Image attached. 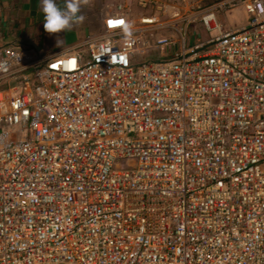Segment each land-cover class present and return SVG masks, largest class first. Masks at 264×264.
<instances>
[{"label":"built area","instance_id":"built-area-1","mask_svg":"<svg viewBox=\"0 0 264 264\" xmlns=\"http://www.w3.org/2000/svg\"><path fill=\"white\" fill-rule=\"evenodd\" d=\"M242 4L158 62L135 56L173 41L121 5L68 50L0 46V264H264V0Z\"/></svg>","mask_w":264,"mask_h":264},{"label":"rangeland","instance_id":"rangeland-1","mask_svg":"<svg viewBox=\"0 0 264 264\" xmlns=\"http://www.w3.org/2000/svg\"><path fill=\"white\" fill-rule=\"evenodd\" d=\"M138 1L140 0H106L107 7H105L106 12L104 18L115 9L113 7L121 5L124 10L123 12H125L126 16L129 18V26L134 32L135 30L138 31L137 35L141 37V42L151 45L155 41V38H157L155 37L157 33L168 40L176 42L177 46H175V48L164 49L168 53L167 56L172 55L174 52H178L183 41L187 40L186 47H190L194 38L207 36L201 21L202 16L205 15V11H210V9H214L212 12L216 11L217 22L220 29L224 31L238 30L244 25L246 19L244 6L242 4L245 0H163L164 2L159 3V5H156L157 0H144L143 2L146 4L144 8L138 4ZM162 4H166L165 9ZM157 7L160 9H157ZM87 11L88 13L90 12L89 10ZM88 16L91 17L93 15L89 14ZM144 19L152 20L153 23L143 24L141 20ZM88 24L90 26L89 21H85L84 19L79 23L81 27H86ZM93 30H95V32H92L91 36L94 34H103L102 24L97 27L93 26ZM175 30L180 34H183L186 30L188 34L186 37L178 36L177 33L174 32ZM79 32L83 35L82 31ZM87 36H90V34L85 33L84 36L81 37V41H78L76 44L86 41ZM205 40L207 39L197 42ZM18 47L25 46L23 44H18ZM72 47L73 46H71V48ZM52 50H50L49 53L55 51V49ZM40 53L43 55L42 51H40ZM46 54H44V56ZM160 59L159 50L146 52L142 57L138 55L135 56V60L138 64L158 62Z\"/></svg>","mask_w":264,"mask_h":264},{"label":"crops","instance_id":"crops-1","mask_svg":"<svg viewBox=\"0 0 264 264\" xmlns=\"http://www.w3.org/2000/svg\"><path fill=\"white\" fill-rule=\"evenodd\" d=\"M57 3L60 7H64V0H57ZM105 7H107L106 0H96L92 3L82 2L84 20L89 21L90 26L88 24L86 27H81V24H78L79 26L76 25L63 33L49 34L43 26L44 14L41 11V0H0V46L9 41V43L19 44L23 42L28 46L44 50L48 54L68 50L78 41H81L80 39L85 33H89L91 36V33L95 32L93 26L97 27L102 24L103 28V18L106 12ZM87 10L90 12L88 13ZM89 14L93 16L89 17ZM203 29L208 37L199 36L193 39V43L208 39L213 34V32L206 30L204 26ZM79 31H82L83 35ZM90 36H87V38ZM172 44L177 46L176 42ZM169 48L173 49L172 45L166 49ZM52 49H55V51L49 53ZM165 50H159L160 57L165 54L168 55Z\"/></svg>","mask_w":264,"mask_h":264},{"label":"clouds","instance_id":"clouds-1","mask_svg":"<svg viewBox=\"0 0 264 264\" xmlns=\"http://www.w3.org/2000/svg\"><path fill=\"white\" fill-rule=\"evenodd\" d=\"M41 11L44 14V24H43L44 29L49 34L63 33L66 30L78 25L84 19L83 14H82V0H64L63 8L59 6V4L57 3V0H41ZM212 11L213 10L206 11V12H212ZM213 13L216 16V11H214ZM201 21H202V18H201ZM216 23L217 25H219L217 22V18H216ZM175 32L178 34V36H182V37L187 36L186 30H185V35L184 33L180 34L177 30H175ZM210 32H213V34L210 35L209 38L215 35V31H210ZM194 43L191 44V46L194 45ZM186 44H187V40L185 41V46ZM34 50L42 51L43 52V55L41 54L42 56L46 54L44 50L37 49L35 47H34ZM40 51H37V52L40 53ZM47 55L48 54H46V56Z\"/></svg>","mask_w":264,"mask_h":264},{"label":"trees","instance_id":"trees-1","mask_svg":"<svg viewBox=\"0 0 264 264\" xmlns=\"http://www.w3.org/2000/svg\"><path fill=\"white\" fill-rule=\"evenodd\" d=\"M9 42L5 43V44H8ZM21 44H23L25 46V48H28V49H33L34 50V47L32 46H28L27 44L23 43V42H20ZM26 43H29V42H26ZM37 51H40V50H37Z\"/></svg>","mask_w":264,"mask_h":264},{"label":"bare ground","instance_id":"bare-ground-1","mask_svg":"<svg viewBox=\"0 0 264 264\" xmlns=\"http://www.w3.org/2000/svg\"><path fill=\"white\" fill-rule=\"evenodd\" d=\"M209 20H212V19H209ZM152 21L148 20V19H144L143 20V23H151Z\"/></svg>","mask_w":264,"mask_h":264},{"label":"snow or ice","instance_id":"snow-or-ice-1","mask_svg":"<svg viewBox=\"0 0 264 264\" xmlns=\"http://www.w3.org/2000/svg\"><path fill=\"white\" fill-rule=\"evenodd\" d=\"M120 23L122 24L123 22L121 21Z\"/></svg>","mask_w":264,"mask_h":264}]
</instances>
